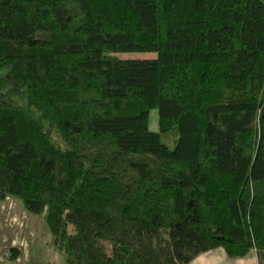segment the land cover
<instances>
[{
	"label": "trees",
	"instance_id": "16d2710c",
	"mask_svg": "<svg viewBox=\"0 0 264 264\" xmlns=\"http://www.w3.org/2000/svg\"><path fill=\"white\" fill-rule=\"evenodd\" d=\"M8 198L66 264L264 261V0H0Z\"/></svg>",
	"mask_w": 264,
	"mask_h": 264
},
{
	"label": "rangeland",
	"instance_id": "374dc122",
	"mask_svg": "<svg viewBox=\"0 0 264 264\" xmlns=\"http://www.w3.org/2000/svg\"><path fill=\"white\" fill-rule=\"evenodd\" d=\"M120 59H152L153 53H122ZM149 130L158 132V114L153 109L149 113ZM53 141L62 146L56 135ZM178 139L176 128L161 135V141L169 149L175 147ZM101 248L109 252L107 243L100 242ZM17 255V256H16ZM0 264H66L64 255L53 246L44 214L28 213L22 203L14 198L0 201Z\"/></svg>",
	"mask_w": 264,
	"mask_h": 264
},
{
	"label": "crops",
	"instance_id": "0c3cea01",
	"mask_svg": "<svg viewBox=\"0 0 264 264\" xmlns=\"http://www.w3.org/2000/svg\"><path fill=\"white\" fill-rule=\"evenodd\" d=\"M188 264H264V261L258 259L255 251L243 258L230 259L223 249L218 248L198 255Z\"/></svg>",
	"mask_w": 264,
	"mask_h": 264
}]
</instances>
